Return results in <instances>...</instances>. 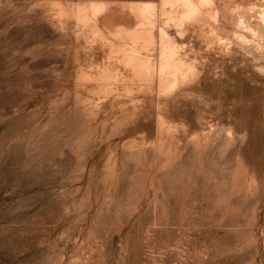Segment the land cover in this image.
<instances>
[{
  "label": "rangeland",
  "instance_id": "374dc122",
  "mask_svg": "<svg viewBox=\"0 0 264 264\" xmlns=\"http://www.w3.org/2000/svg\"><path fill=\"white\" fill-rule=\"evenodd\" d=\"M132 1L0 0V264H264V0L157 15L175 90L117 54L159 61Z\"/></svg>",
  "mask_w": 264,
  "mask_h": 264
},
{
  "label": "bare ground",
  "instance_id": "6f19581e",
  "mask_svg": "<svg viewBox=\"0 0 264 264\" xmlns=\"http://www.w3.org/2000/svg\"><path fill=\"white\" fill-rule=\"evenodd\" d=\"M77 4H78L77 6H74V10L76 11V15H78L79 17L77 18V20L79 19L80 22L81 21L82 22L96 21L98 14L105 11V9L109 5L104 2H93V1L92 2L89 1L88 4L86 3L80 4V2L79 3L77 2ZM211 4L213 5L216 3L214 2V0H159V3H155L152 1H132L130 2L128 7L131 13L135 16L136 20H138V27L136 26V30L129 32L130 37L135 43H141L144 46V48H146V50L148 51L151 48L154 49V47H157L159 61L157 64H154L152 62L151 57L143 56L139 52V50L133 51L128 46L124 47V44L121 46L116 44V46H118L116 48L121 49V51L119 52L118 50L116 51L118 52L117 54H120V52L122 53L128 52L127 53L128 55H126L128 56L126 58V61L128 60V63L126 64H129L132 67L133 73L137 77H139V79L141 78L142 79L141 81H145V82L147 81L149 84H151L155 79H157L158 84L160 86L159 90H163V88L175 90L178 85V80L176 77L177 75L175 73H171L170 67L171 65L177 67V64L180 62V66L184 68L182 66V64H184V61L177 58L176 55H177L178 50L175 44V37H173L170 34V32L166 29V27H162L163 25L162 26L159 25V22L156 20L157 15L163 12L164 15H169L170 17H173L174 21L179 22V23L176 22L179 24V28H180L179 34L176 36V38L180 39L182 38L183 33L185 32L186 28L190 25V23L201 22L200 17L202 16V11L203 10L207 11ZM62 5L64 6V3L60 2L59 4H57V6L59 7L60 6L63 7ZM73 5L74 3L72 4V6ZM167 6L171 8L169 12L163 9V7H167ZM217 9L212 10L211 12V17L213 19H217L219 15V9L218 10ZM240 24H241L240 27H245L246 25L245 20H241ZM122 31L120 32L122 33ZM98 34H101V32ZM124 35L126 36V34ZM101 37H103L104 39H107L104 36H101ZM112 45L114 47L115 45L114 42L112 43ZM184 80H186L185 77H184Z\"/></svg>",
  "mask_w": 264,
  "mask_h": 264
}]
</instances>
